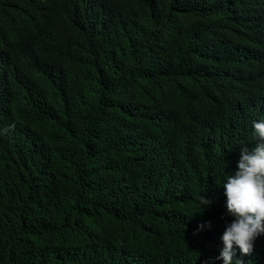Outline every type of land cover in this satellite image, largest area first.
<instances>
[{
    "label": "trees",
    "instance_id": "obj_1",
    "mask_svg": "<svg viewBox=\"0 0 264 264\" xmlns=\"http://www.w3.org/2000/svg\"><path fill=\"white\" fill-rule=\"evenodd\" d=\"M262 121L264 0H0V264H223Z\"/></svg>",
    "mask_w": 264,
    "mask_h": 264
},
{
    "label": "clouds",
    "instance_id": "obj_2",
    "mask_svg": "<svg viewBox=\"0 0 264 264\" xmlns=\"http://www.w3.org/2000/svg\"><path fill=\"white\" fill-rule=\"evenodd\" d=\"M253 128L260 142L251 150L247 146L240 148L237 170L222 185L226 214L233 218L221 237L224 247L217 259H222L223 264H243L236 258L234 245L241 256L249 255L255 239L264 235V121L254 122ZM212 202L203 196V210Z\"/></svg>",
    "mask_w": 264,
    "mask_h": 264
},
{
    "label": "bare ground",
    "instance_id": "obj_3",
    "mask_svg": "<svg viewBox=\"0 0 264 264\" xmlns=\"http://www.w3.org/2000/svg\"><path fill=\"white\" fill-rule=\"evenodd\" d=\"M224 202V201H223Z\"/></svg>",
    "mask_w": 264,
    "mask_h": 264
}]
</instances>
